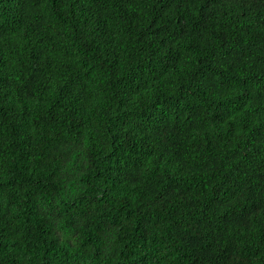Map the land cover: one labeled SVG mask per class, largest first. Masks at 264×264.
<instances>
[{
	"label": "trees",
	"instance_id": "1",
	"mask_svg": "<svg viewBox=\"0 0 264 264\" xmlns=\"http://www.w3.org/2000/svg\"><path fill=\"white\" fill-rule=\"evenodd\" d=\"M0 264H264V0H0Z\"/></svg>",
	"mask_w": 264,
	"mask_h": 264
}]
</instances>
